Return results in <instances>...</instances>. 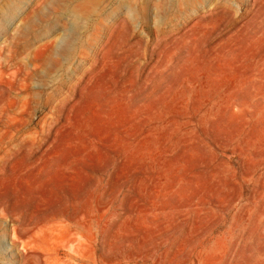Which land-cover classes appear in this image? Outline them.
Wrapping results in <instances>:
<instances>
[{
	"label": "rangeland",
	"instance_id": "obj_1",
	"mask_svg": "<svg viewBox=\"0 0 264 264\" xmlns=\"http://www.w3.org/2000/svg\"><path fill=\"white\" fill-rule=\"evenodd\" d=\"M0 264H264V0H0Z\"/></svg>",
	"mask_w": 264,
	"mask_h": 264
},
{
	"label": "bare ground",
	"instance_id": "obj_2",
	"mask_svg": "<svg viewBox=\"0 0 264 264\" xmlns=\"http://www.w3.org/2000/svg\"><path fill=\"white\" fill-rule=\"evenodd\" d=\"M84 215V214H83ZM26 235V234H25ZM29 236V235H28ZM33 236H36V235H33ZM23 237V236H22ZM43 237V236H42ZM36 241V238L35 237H32L28 242H26L27 245H33L34 242ZM52 242V241H51ZM53 244V243H52ZM59 251V250H57ZM47 255V254H46ZM28 256V255H27ZM60 256V255H59ZM42 263V262H41Z\"/></svg>",
	"mask_w": 264,
	"mask_h": 264
}]
</instances>
